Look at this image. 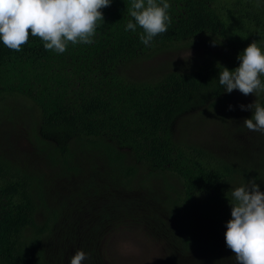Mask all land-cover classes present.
I'll return each instance as SVG.
<instances>
[{
  "label": "trees",
  "instance_id": "1",
  "mask_svg": "<svg viewBox=\"0 0 264 264\" xmlns=\"http://www.w3.org/2000/svg\"><path fill=\"white\" fill-rule=\"evenodd\" d=\"M131 3L111 0L101 9L103 22H98L93 43L69 44L63 54L46 50L31 35L19 52L0 42V97L22 96L31 102L27 129L49 159V169L58 168L68 177L81 174V165H89L90 181L80 191L92 192L82 197L90 205L103 188L107 207V211L100 207L91 231L101 229L113 208L129 203V195H147L148 211L157 205L156 210L178 230L166 228L168 242L190 251L195 240L192 227L202 217L227 225L235 187L255 178L264 192V138L255 150L237 139L227 122L234 112L227 108V92L218 82L222 66L238 67V54L252 40L264 51V0H168L171 23L150 46L140 41L139 26L135 32L125 31L132 19ZM207 34L214 35L212 40L204 37ZM199 36L204 43L220 45L225 56L206 54L189 71L172 69L156 80H132L120 70L135 57H148L173 42ZM255 103L264 106V94ZM193 109L190 118L198 125L229 128L236 138L227 136L230 149L221 153L223 142L211 149L175 134V121ZM1 113L10 114L8 106L3 105ZM251 116L252 111L244 119ZM241 123L237 122L238 130H243ZM46 185L47 190L52 187V178L44 170H23L0 153V264L61 263L64 248L53 239H61L66 202L54 205ZM149 185H157L160 196L150 193ZM117 190L127 198L116 197ZM206 239L211 235L199 242L206 246ZM46 252L54 254V262ZM203 255V264H211L210 248Z\"/></svg>",
  "mask_w": 264,
  "mask_h": 264
},
{
  "label": "rangeland",
  "instance_id": "2",
  "mask_svg": "<svg viewBox=\"0 0 264 264\" xmlns=\"http://www.w3.org/2000/svg\"><path fill=\"white\" fill-rule=\"evenodd\" d=\"M213 36L207 34L204 37L210 40ZM201 38L202 36L194 37L190 39V42L187 40L173 42L170 48H164L151 56L135 57L123 64L120 70L132 80H143V78L156 80L163 72L172 69L189 71L193 65L200 63L206 54L217 56L219 59L222 55L225 56V50L220 45L214 42L204 43ZM225 59H228L227 56ZM258 97L259 94L245 96L239 90H233L231 93H227L225 102L227 108L234 112L233 116L229 118L231 121L227 120V122L238 135L237 139H240L239 141L247 147H254V150L263 145L264 133L247 129L243 120L251 110H241L240 105L255 103ZM3 105L8 106L10 114H0V153L23 170H33V172L44 170L45 176L52 178V187L48 186L47 190L46 185L50 201L52 199L54 205L62 200L66 202L60 223L61 239L52 237L50 240V243L52 239L53 242L61 241L60 243H62L60 247L64 249L61 250L60 264H70L71 257L77 249L83 250L89 256L82 264H88L90 260L94 264H203L206 257L203 253L207 254L209 248L211 264H215L216 259V262L220 260V264H236L234 253L226 246L225 242L226 223L215 224L210 219L202 217L200 222L192 227V238L195 239L191 244L192 249L190 251L179 250L177 243L168 242V231L178 230L165 215H162L160 209L156 210L157 205L154 211H148L146 208L149 202L147 195L142 197L134 194L129 195V203H124V205L113 209L109 204V212L110 209L112 210L105 224L101 223L100 230L91 231L90 227L93 220H96L100 207L106 211L107 207L105 204L103 205L106 193L103 188L90 205H88L89 202L87 203L88 198L85 201V198L82 197L92 192V190L90 192L80 191L90 181L88 172H86L89 165L85 167L81 165L83 168L81 174L73 176L68 173V177L61 175V170L58 168L49 169L51 166L49 159L37 148L36 142L30 138V132L27 129L30 119L27 108L31 102L22 96H18L14 100L12 96L4 95L0 97V112H2ZM194 111L195 109L175 121L173 125L175 134L189 140H198L211 149H217L220 142H223L218 149L221 150V153L230 149L227 143L229 141L227 136L230 135L229 128L228 130L224 128L223 131L221 129L223 124L216 126L210 123L204 125L199 123L198 125L195 118H190L194 115ZM240 120H242L240 127L243 130H238L236 127ZM231 137L232 140L235 138ZM148 187L150 193L155 192L160 196L157 185ZM117 191L116 197L127 198L125 192ZM79 196H81V201ZM197 206L202 208L203 202L198 200ZM200 211L202 212V209ZM94 216L96 217L94 218ZM161 219H163L162 222ZM154 231H164V233H155ZM208 234L211 235V240L206 239L205 246L199 241L207 237ZM216 247L217 251H215ZM48 253L50 252H46V254ZM50 254V258L54 262L55 258L52 257L54 254Z\"/></svg>",
  "mask_w": 264,
  "mask_h": 264
},
{
  "label": "clouds",
  "instance_id": "3",
  "mask_svg": "<svg viewBox=\"0 0 264 264\" xmlns=\"http://www.w3.org/2000/svg\"><path fill=\"white\" fill-rule=\"evenodd\" d=\"M111 0H0V42L19 52L38 37L46 50L63 54L69 44H91L98 22H103L101 9ZM168 0H132L125 31L143 30L140 41L150 46L153 38L168 30L171 18ZM239 66L233 70L222 66L218 82L223 90H239L245 96L264 93V51L252 40L238 54ZM231 108V106H229ZM251 110L243 120L248 130L264 133V106L241 104ZM231 219L225 231L226 246L234 253L236 264H264V192L255 178L235 187L231 193ZM89 256L77 249L70 264H82Z\"/></svg>",
  "mask_w": 264,
  "mask_h": 264
}]
</instances>
